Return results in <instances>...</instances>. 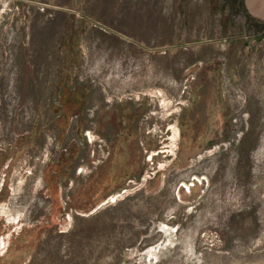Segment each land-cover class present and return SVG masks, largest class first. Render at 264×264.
I'll return each instance as SVG.
<instances>
[{"label": "rangeland", "instance_id": "374dc122", "mask_svg": "<svg viewBox=\"0 0 264 264\" xmlns=\"http://www.w3.org/2000/svg\"><path fill=\"white\" fill-rule=\"evenodd\" d=\"M0 264H264V0H0Z\"/></svg>", "mask_w": 264, "mask_h": 264}, {"label": "bare ground", "instance_id": "6f19581e", "mask_svg": "<svg viewBox=\"0 0 264 264\" xmlns=\"http://www.w3.org/2000/svg\"><path fill=\"white\" fill-rule=\"evenodd\" d=\"M167 105H168V101L166 102V100L163 98L162 99V106L165 108ZM171 132H172V136L170 138V140H171L170 141L171 147H170L169 152L172 154L173 153L172 146L175 147V138H176V135H178V134H177V130H175V128H172ZM162 153H163V151H162ZM1 211H2L3 214H6L7 215V212L4 209H2ZM7 218H8V221L15 219V218L10 219L9 216Z\"/></svg>", "mask_w": 264, "mask_h": 264}]
</instances>
